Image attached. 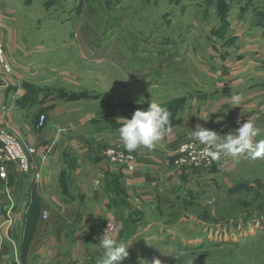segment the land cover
<instances>
[{
	"label": "crops",
	"instance_id": "0c3cea01",
	"mask_svg": "<svg viewBox=\"0 0 264 264\" xmlns=\"http://www.w3.org/2000/svg\"><path fill=\"white\" fill-rule=\"evenodd\" d=\"M239 6L243 9L245 3ZM29 8L15 4V0H0V42L12 65L11 73L0 68V127L7 125L18 133L23 145L36 149L30 164L41 175L35 182L28 174L15 176L10 172L8 193L0 181V224L10 205L8 194L15 213L11 227L3 230L0 264H100L103 249L90 241L100 242L106 224L117 227L119 240H139L144 236L138 230V222L145 218L143 210L172 197L173 192L186 193V175L183 169L174 167L171 155L163 150L141 147L138 150L142 157L133 172L100 177L106 169L100 150L120 140L116 121L130 116L131 101L123 104L121 115L109 110L101 116L94 113L98 106L87 108L77 104L81 99H71L82 86L78 84V72L83 70L76 68L73 72L68 54L69 45L78 42L77 38L68 39L66 24L64 35L60 27L59 38L53 37L45 30L57 28V23L42 22ZM19 13L26 15L19 17ZM236 19L235 23L226 21L229 28L235 29L230 36L215 35L216 28L208 27L212 45L207 46L204 66L210 71L202 68L199 75L203 84L198 82L199 87L192 89L200 97L190 100L186 95L187 102L190 100L186 109L194 113L188 120L189 132L200 123L224 135L239 127L238 118L243 123L248 117L258 126L264 125V21ZM94 48L86 58L102 63V53ZM79 53L83 60L85 53ZM192 58L195 65V55ZM116 61L113 58L108 62V72H131L125 62ZM93 63L85 71L91 76L98 72ZM187 68L177 78L186 80L184 84L189 88L197 80L196 72ZM57 81L63 83L59 89ZM234 94L242 96L240 105L232 104ZM41 115L45 119L38 127ZM181 129L172 126L166 134L172 148L186 137L181 136ZM241 159L223 158L215 170H230ZM43 212L47 213L45 217ZM131 222L137 224V230L130 228Z\"/></svg>",
	"mask_w": 264,
	"mask_h": 264
},
{
	"label": "rangeland",
	"instance_id": "374dc122",
	"mask_svg": "<svg viewBox=\"0 0 264 264\" xmlns=\"http://www.w3.org/2000/svg\"><path fill=\"white\" fill-rule=\"evenodd\" d=\"M243 3L242 9L239 5ZM15 4L29 5L42 22H56L57 28L45 30L51 31L53 37L59 38L60 27L64 35L66 24L68 39L77 38L78 42L68 48L73 72L76 68L83 70L78 72V84L82 86L71 96L81 99L77 104L98 106L94 113L101 116L109 110L121 115L123 104L131 101L128 118L137 108H147L151 100L169 109L171 127H182L181 136L186 137L177 140L175 143H179L172 148L165 135L161 141L164 146L155 148L171 155L172 164V151L191 140L187 125L194 113L186 107L193 97H200L192 89L199 87L198 82L203 84L199 73L208 68L204 66L207 46L212 45L208 27L216 28L215 35L230 36L235 29L229 28L227 22L235 23L237 16L264 21V0H15ZM25 15L19 13V17ZM92 48L102 53V63L86 58ZM80 50L85 53L83 60ZM193 55L195 65L191 63ZM113 58L118 60L116 63L125 62L131 72H108V62ZM92 63L98 71L93 76L85 72ZM187 67L196 72L197 80L189 88L184 84L186 80L177 78L188 71ZM59 86H63L60 81L57 89ZM176 94L183 95L172 99ZM186 95L190 97L188 102ZM259 127L264 129L263 124ZM258 138L264 139V134ZM118 145L128 152L118 140L101 146V154L107 147ZM139 151L131 153L141 158ZM221 160L203 169L182 168L189 186L187 192H173L172 197L143 210L145 218L138 222V230L144 236L132 240L129 255L122 263L153 264L159 259L161 264H264V158L242 156L230 170L216 171ZM121 171L117 168L106 174ZM109 225L114 233L118 232L117 227ZM136 225L131 222L130 228Z\"/></svg>",
	"mask_w": 264,
	"mask_h": 264
},
{
	"label": "clouds",
	"instance_id": "9594fccd",
	"mask_svg": "<svg viewBox=\"0 0 264 264\" xmlns=\"http://www.w3.org/2000/svg\"><path fill=\"white\" fill-rule=\"evenodd\" d=\"M231 101L234 106L240 105L242 96L234 94ZM171 115L167 107L151 100L147 108H137L131 118L119 117L116 121L120 125L117 132L124 148L128 152L141 147L148 150L155 148L164 136L171 132ZM199 117L205 122L208 120L204 116ZM236 122L239 127L224 135L197 123L195 129L191 130L189 138L203 145L201 154L211 160L220 161L222 158L238 160L242 156L252 160L264 158V139L258 138L264 134V129L251 117L243 123L239 118ZM133 239L135 238L128 241L117 239L108 224L99 242L100 248L103 249L100 264H119L128 257V248ZM153 264H161V261L157 259Z\"/></svg>",
	"mask_w": 264,
	"mask_h": 264
},
{
	"label": "built area",
	"instance_id": "2783aa9c",
	"mask_svg": "<svg viewBox=\"0 0 264 264\" xmlns=\"http://www.w3.org/2000/svg\"><path fill=\"white\" fill-rule=\"evenodd\" d=\"M0 68L4 73H11L12 65L7 59L5 50L0 42ZM44 116L39 117L38 127L43 126ZM158 146H164L162 142ZM36 149L31 145H23L19 139L18 133L9 128L7 125L0 127V181L4 184L8 193V177L10 172L15 176L23 174L30 175L35 182L40 179V171L31 169L30 158L35 154ZM170 153L171 151H167ZM203 145L192 140L180 143L175 150L173 164L178 169H203L210 166L215 160L202 155ZM108 165L101 172L100 177L103 178L106 173H112L115 169L121 168L124 172H133L138 164V154L126 152L119 145L107 147L103 152ZM10 202L9 208L5 212L3 221L0 224V253L2 250V242L4 241L3 230H7L14 222V202L10 194L7 196ZM47 215L43 212V217Z\"/></svg>",
	"mask_w": 264,
	"mask_h": 264
}]
</instances>
